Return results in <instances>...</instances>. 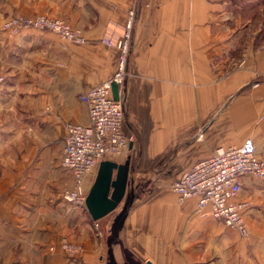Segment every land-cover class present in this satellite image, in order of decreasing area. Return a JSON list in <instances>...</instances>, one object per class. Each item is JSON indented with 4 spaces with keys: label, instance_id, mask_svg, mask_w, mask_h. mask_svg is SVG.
I'll return each instance as SVG.
<instances>
[{
    "label": "crops",
    "instance_id": "obj_1",
    "mask_svg": "<svg viewBox=\"0 0 264 264\" xmlns=\"http://www.w3.org/2000/svg\"><path fill=\"white\" fill-rule=\"evenodd\" d=\"M131 12L119 99L134 142L104 160L130 161L135 199L94 221L62 196L74 184L61 167L67 125L89 123L81 98L117 73L106 41L122 39ZM41 15L85 43L3 28ZM0 76V264H264L263 181L242 179L247 237L172 190L218 149L252 139L264 159V0H0Z\"/></svg>",
    "mask_w": 264,
    "mask_h": 264
},
{
    "label": "built area",
    "instance_id": "obj_2",
    "mask_svg": "<svg viewBox=\"0 0 264 264\" xmlns=\"http://www.w3.org/2000/svg\"><path fill=\"white\" fill-rule=\"evenodd\" d=\"M134 19L135 14L131 12L122 39L115 43L106 41L120 50L119 67L114 78L81 98L88 107L89 123L67 125L61 167L72 173L74 184L65 190L62 196L65 201L77 207L86 208V180L97 171L100 163L108 155L117 156L124 153L134 142V137L125 130L124 104L113 96L114 83L122 86L127 75ZM4 27L12 35L18 34L22 29L34 28L55 33L78 44L85 43L79 29L73 28L63 20L46 16H16ZM5 80L4 76H0V85ZM245 176H252L264 182V159L257 156L252 139L246 140L239 147L218 149L210 158L197 162L172 184V190L181 202L191 198L197 199L198 211L203 217H211L238 231L242 237H247L249 231L244 214L250 208V203L238 201L243 189L242 179ZM61 247L70 255L83 252L81 245L68 241H63Z\"/></svg>",
    "mask_w": 264,
    "mask_h": 264
},
{
    "label": "water",
    "instance_id": "obj_3",
    "mask_svg": "<svg viewBox=\"0 0 264 264\" xmlns=\"http://www.w3.org/2000/svg\"><path fill=\"white\" fill-rule=\"evenodd\" d=\"M119 90L120 86L114 83L113 96L116 100H119ZM129 176V160L124 164L111 160H103L100 163L86 199V208L94 221L109 215L122 203L127 192Z\"/></svg>",
    "mask_w": 264,
    "mask_h": 264
},
{
    "label": "rangeland",
    "instance_id": "obj_4",
    "mask_svg": "<svg viewBox=\"0 0 264 264\" xmlns=\"http://www.w3.org/2000/svg\"><path fill=\"white\" fill-rule=\"evenodd\" d=\"M42 16V15H41ZM14 17H16V16H13V17H9V18H7L6 19V21L3 23V28L5 29V27H4V25L11 19V18H14ZM24 17V16H23ZM38 17H40V16H38ZM47 17V16H46ZM30 18V17H29ZM35 18H37V17H35ZM8 33H10V31L9 30H7V29H5ZM131 38H132V34H131ZM129 56H130V54H129ZM128 60H129V57H128ZM127 76V75H126ZM126 76H125V78H126ZM125 79H124V82H123V84H122V86L125 84ZM97 171H98V169H97ZM97 171H96V173H97ZM150 182H152V181H150ZM153 184V183H152ZM147 186H149V184L147 185ZM70 189V188H69ZM67 190V189H66ZM87 190V189H86ZM129 191V192H128ZM127 192H126V195H125V198L127 197V199H126V203H127V205L130 203V201L131 200H133V199H135L134 198V195H135V191L133 190V185H132V187L131 188H129V190H128ZM87 192H89V191H87ZM88 195V194H87ZM131 203H132V201H131ZM72 205V204H71ZM74 206V205H73ZM75 207H77V206H75ZM78 208H83V207H78ZM107 218V217H106ZM106 218H104V219H106ZM102 220V219H101ZM79 245H81V244H79ZM82 247H83V251H84V246L83 245H81ZM82 253V252H81Z\"/></svg>",
    "mask_w": 264,
    "mask_h": 264
}]
</instances>
